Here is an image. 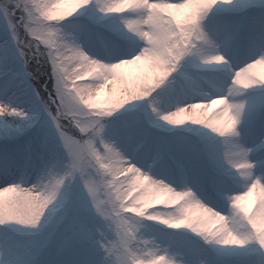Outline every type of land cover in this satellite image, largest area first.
<instances>
[{
  "label": "clouds",
  "instance_id": "9594fccd",
  "mask_svg": "<svg viewBox=\"0 0 264 264\" xmlns=\"http://www.w3.org/2000/svg\"><path fill=\"white\" fill-rule=\"evenodd\" d=\"M260 4L232 13L218 12V0H0V6L20 9L10 17L12 27L0 33V48L15 50L41 105L65 132L67 142L61 143L68 156L67 167L56 169L60 185L43 169L26 183L24 169L0 187V264H8L9 239H27L26 230L36 229L44 210H61L78 175H87L96 189L109 264H188L166 235L177 229L198 233L213 248L246 251L264 264V130L254 142L246 139L249 93L264 87V56L227 79L231 56L215 28L223 16H264V0ZM230 6L226 0L224 7ZM90 34L97 37L95 47ZM182 50L190 80L175 73ZM197 63L219 71H197ZM134 109L153 124L190 122L217 134L229 162L221 210L191 186L157 174L156 162H131L120 138L109 132ZM258 116L264 118V109ZM141 144L135 138L129 147ZM6 189H12L7 196ZM196 264H213L212 257L202 255Z\"/></svg>",
  "mask_w": 264,
  "mask_h": 264
},
{
  "label": "snow or ice",
  "instance_id": "6c2138e0",
  "mask_svg": "<svg viewBox=\"0 0 264 264\" xmlns=\"http://www.w3.org/2000/svg\"><path fill=\"white\" fill-rule=\"evenodd\" d=\"M225 2L226 0H218L220 4L218 12L240 13L262 6L260 0H231V6L226 8ZM19 11L17 5L0 6V21L10 29L12 27L10 17L15 16ZM215 28L231 56L226 70L227 79L230 80L236 74L237 68L255 60L257 56H264V16L254 14L223 16L216 21ZM96 39L95 34L89 35L90 47H95ZM105 43L108 49H112L110 42ZM207 43L210 47H215L212 41ZM184 58L185 51L182 50L176 57L175 73H180L184 80H190L191 72L185 70ZM201 60L207 61L208 57L201 55ZM194 67L197 71L205 73L219 71L211 66L204 67L200 63L195 64ZM213 83L218 85L220 82ZM9 89L23 93L29 98L35 111L43 112L47 117L38 137L22 149L25 169L40 164L55 184L60 185L62 177L56 169L67 167L68 156L61 143L62 140L67 142L66 134L56 122L55 115L48 112L46 106L41 105L40 93L31 77L17 62L15 50L5 46L0 48V96L7 95ZM169 99V96H164L165 102ZM262 109H264V87L254 88L249 93L247 119L248 135L253 142L258 135L256 120ZM7 116L24 118L28 120L29 126L36 123L29 119V112L10 102L0 100V117ZM48 120L54 128L47 126ZM109 135L120 138L132 157L131 162L137 164L156 162L157 174L166 176L174 184L191 186L205 201L213 203L219 210L222 209L223 201L220 196L225 188V173L229 162L226 159L227 154L221 153L218 141L211 133H204L199 142L187 140L179 134L170 140L155 130L147 113L129 110L125 118L110 129ZM135 138L142 142L138 150L129 147L130 142ZM72 167H77L75 162ZM3 169L5 172L8 171L7 161ZM234 187L242 190L239 186L234 185ZM11 191L12 189H6L3 195L7 196ZM95 197L96 189L91 179L87 175H78L69 184L66 203L58 213L53 215L52 212L44 210L36 229L26 230L27 239L8 240V264H41L40 257L49 252L62 256L80 254L78 258L65 259L61 264H109L105 257V253L110 252V249L105 247L108 241L105 240L103 232V210L98 203H95ZM4 235L0 233V239H3ZM166 235L170 237L173 247L184 254L188 264H196L202 255L211 256L213 264H260L251 259L246 251L210 247L211 241L198 233L177 229ZM110 236L113 240L116 239L115 232ZM124 246L127 247L126 244ZM132 255L134 256V253ZM113 264H122V261L117 259Z\"/></svg>",
  "mask_w": 264,
  "mask_h": 264
},
{
  "label": "rangeland",
  "instance_id": "374dc122",
  "mask_svg": "<svg viewBox=\"0 0 264 264\" xmlns=\"http://www.w3.org/2000/svg\"><path fill=\"white\" fill-rule=\"evenodd\" d=\"M5 29H6V24L3 21H0V33H3ZM0 99H4L7 102H10L11 104H13L14 106L20 107L24 109V111L29 112L30 114L29 119L36 121V123L29 126L28 120L21 118V117H17V116L0 117V136L3 135V133L6 131L7 128L12 129V131H17L20 128H25V127L34 128V125H37V128L34 131L28 133L30 141L35 140L36 139L35 135H39L41 133L42 127L45 126L44 122L47 120L46 114L39 112V116H36L38 112H36L35 109L33 108L32 103L29 100V98L21 92H14V90L12 89H9V92L7 95L0 96ZM132 111H135V109ZM47 126L54 128V125H51L50 120H48ZM153 127L160 135L166 138H169L170 140L173 137L177 136L178 134L182 135L187 140H190L193 142L201 141L204 133H211L212 136L217 135L211 132V130L207 129L206 126H202L198 124L193 125V123H190V122L182 126H171V125H168L166 122H161L159 124H153ZM178 129L180 130L187 129V130H184V132L179 133L178 131L180 130ZM262 130H264V118L258 117L256 120V131L259 133ZM190 133H193V135H188ZM246 139L250 143L253 142V140L249 137V135L246 137ZM24 143H25L24 144L25 146L29 142L26 141ZM21 163L22 164L24 163L23 153H22ZM42 167L43 166L41 165V169ZM38 175L33 177L31 181H30V177L27 178V175H26L25 182L26 183L35 182ZM0 181H1L0 187H3L5 186L6 182H14L15 180L12 178L10 172L7 171V172L0 173ZM184 231H190V230H184ZM78 254L79 253H73L70 256H62V255L56 254L55 252H50L49 255H47L45 258L40 257V260H41V264H61V262L65 259L78 258V256L80 255Z\"/></svg>",
  "mask_w": 264,
  "mask_h": 264
}]
</instances>
